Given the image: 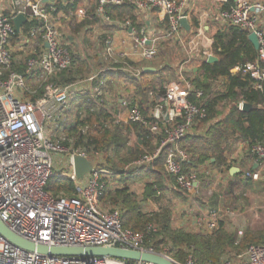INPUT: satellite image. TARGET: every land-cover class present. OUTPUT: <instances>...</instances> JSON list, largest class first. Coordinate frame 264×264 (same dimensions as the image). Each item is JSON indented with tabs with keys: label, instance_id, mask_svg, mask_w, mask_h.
I'll list each match as a JSON object with an SVG mask.
<instances>
[{
	"label": "built area",
	"instance_id": "1",
	"mask_svg": "<svg viewBox=\"0 0 264 264\" xmlns=\"http://www.w3.org/2000/svg\"><path fill=\"white\" fill-rule=\"evenodd\" d=\"M91 0H0V219L15 234L36 245L53 246H107L143 250L162 254L174 264H197L192 256L179 260L167 250L156 251L145 245L144 234L124 226L123 211L119 206L101 197H108L122 186V174L102 168V153L93 148L67 147L61 136L69 122L74 121L79 97L89 93L94 99L106 96V71H119L129 78H140L144 67L132 66L124 56H138L145 61L156 58L158 44L164 38L178 39L186 29L181 21L186 18L191 25L189 5L191 0H96L99 13L109 5H132L144 19L139 29L126 21L127 41L134 52L119 53L113 39H107V54L110 66L103 67L86 79L58 84L53 79L57 74L68 71L73 64L76 39L61 31V15L69 12V5H77V14L89 18ZM227 0H225L226 2ZM229 8H221L220 20L227 25L237 26L249 33L255 32L260 43L257 60L235 67L249 73L255 87L264 82V0L250 3L233 0ZM75 9V10H76ZM159 11L164 14L167 26L153 30L148 13ZM23 14L26 22L19 31L14 18ZM128 47V45H127ZM108 57V56H107ZM120 57V59H118ZM23 61L24 71L13 69L16 62ZM120 63V66H114ZM145 72V71H144ZM44 81L45 93L31 100L28 97L30 83ZM123 80V79H120ZM184 87L169 84L160 97L156 108V120L146 117L139 103L120 96L118 104L130 106L128 121L138 123L153 135H160L159 147L152 153L125 167L128 171L146 167L159 158L166 147L165 170L171 174L176 186L189 194L195 193L200 181L195 172L186 173L184 163L188 160L187 150L180 146L182 139L192 131L197 118H204L207 111L204 101L196 104L189 98L193 87L185 79ZM116 91L120 92L117 88ZM119 95H123L120 94ZM198 98L203 97L197 91ZM135 101V102H133ZM240 102V108H243ZM72 112L74 116L70 117ZM117 121L122 119L113 115ZM83 117V115H82ZM86 127L81 128L85 132ZM251 163L248 168L234 165L243 180L264 179V167L253 165L264 161V144L257 143L249 148ZM93 158V167L83 178L76 174L75 155ZM65 165L71 167L65 173ZM231 174V173H230ZM65 177L73 182V194L48 191L49 180ZM204 220L194 218V227L212 231L217 227V213L211 209ZM156 231V229L154 228ZM0 264H128L126 260L110 257L48 255L19 247L0 234ZM133 264H153L135 261ZM221 264H264V244L250 245L243 251L228 255Z\"/></svg>",
	"mask_w": 264,
	"mask_h": 264
},
{
	"label": "trees",
	"instance_id": "2",
	"mask_svg": "<svg viewBox=\"0 0 264 264\" xmlns=\"http://www.w3.org/2000/svg\"><path fill=\"white\" fill-rule=\"evenodd\" d=\"M92 1L94 3L93 7L87 12L89 16L87 19L89 20L75 26L76 29L90 20L101 21L102 19L101 22H103L106 18L130 19L133 28H140L142 22L138 19L139 16L132 5H109L104 12L99 13L96 0L90 2ZM233 3V0L227 1L224 8H229L230 4ZM76 8V4L68 6V9ZM199 25V17L193 13L190 30L195 31ZM213 37L212 51L217 60L213 62H208L207 58L200 60L197 70L192 69V73L187 78L193 87V90L189 92L190 100L196 104H201L204 101L207 111L206 117L196 119L194 128L180 143V146L186 149L188 153V160L184 163V171L186 173L195 172L197 177L200 167L207 162L215 166H222L227 163L228 153L232 151L235 142L239 140L245 142L248 146L247 158H251L249 150L251 146L257 143L264 144V82L262 87L258 88L255 87L254 80L249 73H244L242 69L232 73L233 68L242 67L247 62L256 61L258 50L249 40L248 32L234 25L218 26ZM22 63L23 61L16 62L13 69L23 72L24 66ZM128 63L133 65L131 64L133 61H128ZM114 66H120V63H114ZM89 71L88 60L83 59L81 53L76 52L73 55L72 67L68 71L57 74L53 81L58 84L71 83L84 77L85 73ZM169 71H173L176 76L175 66L166 63L157 71H143L138 79L124 78L119 71L110 70L102 73L100 77L101 79L102 77L107 78L110 84H113L117 78H124L125 81L132 83L135 89L132 100L138 101L142 106L140 96L149 98V94L153 90H161L163 94L165 93L169 78L166 74ZM221 77L226 79L227 89L224 93H216L212 82ZM155 80L158 83H155ZM197 91H201L203 97L198 98L196 96ZM44 93L45 85L41 84L34 91H30L28 96L35 101L42 97ZM80 97V102L76 104V117L66 128V136L72 141H64V144L67 147L71 145L73 148L83 146L100 151L105 157L101 167L122 174V186L108 197H101V199L109 200L121 208L124 226L143 233L147 247H154L156 251H162V246L170 243L171 254L181 260L185 258L186 254L184 253L186 251L184 249L186 248L197 264H221L228 255L243 251L250 243H257L259 240L264 242V234L255 237L250 232L239 239L238 235L235 232L228 231L222 222L219 223L220 227L212 233L191 232L173 228L172 208L169 205L164 206L161 202L164 200L165 193L171 191L180 194L183 191L178 187H169L168 181L175 183V180L171 174L166 172L164 166L168 149L164 147L159 158L152 165L132 169L126 175H123L125 169H118L114 158H119L123 162L133 159V155L130 156V149L127 147L124 127L121 126V123H117L114 129L107 127V122L112 121L113 117L105 105V96H101L97 100L89 93H85ZM223 101H231L233 104L224 118L221 117L222 113L219 109V104ZM240 101L249 103L252 107L248 109L240 108ZM132 125L139 130L141 143L150 145L154 142L156 136L148 129H143L138 123ZM86 126L85 132H81V128ZM157 140L158 145H160V135L157 136ZM152 149L153 147L150 148V150ZM238 175L240 174H235L233 177ZM143 176L152 177L153 179L146 182L143 193L139 196L131 190L129 183ZM245 183L251 185L253 181L246 179ZM258 183H264V181L260 180ZM47 188L48 191L54 194H59L62 189L65 193L73 194L74 184L65 177L54 176L49 180ZM150 200L161 204L158 210L151 212L143 210L142 204H144V201ZM154 227L158 229L155 231Z\"/></svg>",
	"mask_w": 264,
	"mask_h": 264
},
{
	"label": "rangeland",
	"instance_id": "3",
	"mask_svg": "<svg viewBox=\"0 0 264 264\" xmlns=\"http://www.w3.org/2000/svg\"><path fill=\"white\" fill-rule=\"evenodd\" d=\"M93 4V1L90 2L89 7H93ZM196 15L199 17L198 14ZM138 16L139 20L140 18L144 19L142 15L138 14ZM202 18L204 23L208 21L206 13H203ZM85 20L89 19H84L83 17L79 16L77 14V9H70L69 12H66V15H61V31L71 35L72 37H75L77 43V52L81 53L83 59H87L90 65V71L85 73V76L80 79H86L93 73L100 71L103 67L110 66L112 59L109 58V55L107 54V43L105 42L107 39H113L114 43H116V47L119 49V53L115 52L117 56H120V53L122 52H126L127 55H130L134 52L133 45H129L127 47L128 41L125 24L126 21H131L130 19L125 18L122 20L119 18H106L103 22H101L102 19L101 21L90 20L82 27L77 29L75 28V26ZM209 25L210 28L208 30H205L203 26L199 25L195 31L192 33H183L178 39L175 37L162 39L158 44V54L153 60L145 61L138 56H124V59L127 62L133 61V63H131L133 64L131 65L132 68L141 67L143 65L148 66L152 62L157 63V66L170 63L171 65L175 66V68H177L176 65L179 67L183 63H186V66L192 70L194 67L197 68L200 61L194 58L190 59L195 53L192 49L197 46V43L195 44L194 42L197 38H200L203 41L202 45H206L208 43V38H211L214 35L213 32L216 31L214 29V23H209ZM199 31H201V34ZM200 47L203 48V46ZM118 59H120V57H118ZM166 76H169L167 85L172 83L175 85L178 84L177 74L175 76L173 71H169ZM186 78L187 77H185V79ZM39 80L42 79H37V82L30 83V91H34L44 82ZM114 83L110 84L106 78L104 88L106 96L104 100L108 112H110L113 117L112 121L110 120L107 122V127L114 129L117 123H121V126L124 127V135L127 138V147H129V153L130 156L133 155V159L123 162L119 160V158H114V161L118 169H125V167H128V165L132 162L140 159V157L144 155L152 154L159 147L157 140L158 135H155L156 137H154V142H152L150 145L140 142V135L138 134L139 130H137V128L132 125L133 123L128 121L127 118L130 106L125 107L124 105L122 106L117 103V98L120 96L123 98H127L126 95H130L131 97L133 96L135 91L134 85L128 82L127 86L125 87L126 95H119L117 91L114 90ZM155 83H158V81ZM212 85L216 93H224L227 89L226 79L224 77L213 81ZM162 94L163 92L161 90H153L149 94V98L146 96H140L141 102L143 104L142 106L137 101L144 115L149 119L152 118L153 120H156V108L160 106L159 100L160 97H162ZM232 105L233 104L231 101H223L219 104L222 118H224L229 113ZM74 114L75 113L72 112L70 117H73ZM115 114H117V116H121L122 119L117 121L113 116ZM66 122H69L68 124H70L71 120L68 118ZM143 129L145 128L143 127ZM66 130L67 129H65L64 132H61V136L66 135ZM238 142L239 141L235 142V146L233 147L232 151L228 153V161L224 165L215 166L207 162L204 166L200 167L197 178L201 183L199 189L195 193L189 194L185 191L180 194H176L175 192L171 191L167 192L168 194L165 193L164 200H162L161 203L164 206L169 205L172 208L173 228L184 229L191 232L212 233L214 230L220 227L219 223L222 222L226 229L230 232H235L239 239L244 237L247 232H250L255 237L264 234V183H258V181H255L249 185L245 183V180H243L240 175L233 177V175L230 174L234 164L238 165L236 164L237 155H232V152H235L234 150ZM152 147L153 149L150 150ZM101 159L102 161H105L104 155ZM248 166L249 165L247 164L243 165L242 167L248 168ZM64 171L65 173H70L72 170L71 167L65 165ZM152 179V177L143 176L136 181H130L129 184L131 186V190L141 196L146 182L151 181ZM262 180L264 181V179ZM168 182L171 187H177L172 181L169 180ZM173 190L175 189L173 188ZM160 205L161 204L159 202H154L152 200L149 202L144 201V204H142L143 210L146 212L158 210ZM211 209H215L217 213V227L214 230H200L194 226H191V222L195 217H201L203 220L204 218L205 220H208V218H206L208 214L207 212ZM155 229L157 230L158 228ZM257 243L264 244V242H261L260 240ZM257 243H250L247 247ZM162 248V251L167 250L171 253L170 243L164 244ZM184 250L186 251V253H184L186 255L183 260L188 259L189 256H191V253L188 251V249L186 250L185 248Z\"/></svg>",
	"mask_w": 264,
	"mask_h": 264
},
{
	"label": "water",
	"instance_id": "4",
	"mask_svg": "<svg viewBox=\"0 0 264 264\" xmlns=\"http://www.w3.org/2000/svg\"><path fill=\"white\" fill-rule=\"evenodd\" d=\"M53 1V0H52ZM71 1V0H67ZM26 16L19 14L14 18L15 28L17 31L20 30L23 23L26 22ZM183 27L187 30L191 29V25L186 18L181 21ZM249 40L252 42L256 50H259L260 43L255 32L248 34ZM216 56H209L208 62L216 61ZM145 72L156 71L154 66H145ZM252 107L249 103L243 104V109H248ZM74 164L76 169V174L79 178H83L88 172L91 171L93 167L92 157H83L81 155H75ZM238 172L236 167L232 168L230 173L234 175ZM0 234L7 238L13 244L22 247L27 250L35 251L39 253L48 255H63V256H91V257H101L110 256L122 260H126L128 264H133L135 261L150 262L153 264H174L171 260L164 257L160 253L149 252L143 250L134 249H124L120 247H107V246H53L49 247L46 245H36L26 239L15 234L11 231L4 222L0 219Z\"/></svg>",
	"mask_w": 264,
	"mask_h": 264
},
{
	"label": "crops",
	"instance_id": "5",
	"mask_svg": "<svg viewBox=\"0 0 264 264\" xmlns=\"http://www.w3.org/2000/svg\"><path fill=\"white\" fill-rule=\"evenodd\" d=\"M227 1H229V0H227ZM227 1L225 2V0H191L190 5H189L190 6L189 10H190V15H191V21H192V14L194 13V14L199 15L200 25L203 26L205 28V30H208L210 28L209 23H214V29L215 30L220 25H227V24H224L220 20V17H219V14H220L219 12H220L221 8H224V4L227 3ZM245 1H248L250 3H254L257 1H263V0H245ZM136 13L142 15L141 13H139L137 11H136ZM203 13H206V16L208 19V21H206L205 23H204L203 18H202ZM147 15H148V18L151 20L153 30H155V29L160 30V29H163L164 27L167 26L168 22H167L166 17L164 16L163 13H161L159 11H151ZM142 17H143V15H142ZM140 20H142V19L140 18ZM202 22H203V24H202ZM183 32H184V34L185 33H192L191 30H187V29ZM199 33L201 34V31H199ZM213 34H214V32H213ZM213 36L211 38H208V43L206 45H202V42H203L202 39L197 38L196 41L194 42L195 44L197 43V46L194 49H192V50H194L195 53L192 55V57L190 59L194 58V59L202 60L204 58H207V60H208L209 56H215V54L212 51V44L214 42ZM127 45L129 46V44H127ZM200 46H203V48H201ZM185 62H188V61H185ZM156 64L157 63L152 62L149 65L154 66L156 68V71L159 68H162L164 66V64L160 65V66H157ZM183 64L179 67H178V65H176L178 69L175 68L177 78H178L177 83L181 86V89H185V87H184L185 80L184 79H185V77L188 78L190 73H191V69L186 66V63H183ZM177 70H178V72H177ZM193 70L196 71L197 68L194 67ZM121 75L124 78L127 77L124 74H121ZM124 78H123V80H120L122 78H120V79L117 78V81L115 82L114 90H116V88H117L120 91V92L117 91L118 94L119 93L124 94L126 92L125 87L127 86L128 82H126L124 80ZM119 99H120V97L117 98L118 102H119ZM247 149H248V146L246 145V143L239 140V142L237 143V145L235 147V150H234L235 152H232V155L233 154L237 155L236 156V158H237L236 164L243 166V165H247V164L249 165L251 163L252 160H250V158L248 159L246 157ZM263 167H264V161H260L259 163L253 165L254 169L260 170ZM235 174H240V173L238 171ZM240 176H241V174H240ZM253 182H255V181H253ZM169 187H171L170 184H169ZM147 202H149V201H147ZM193 225H194V218L191 222V226H193Z\"/></svg>",
	"mask_w": 264,
	"mask_h": 264
}]
</instances>
